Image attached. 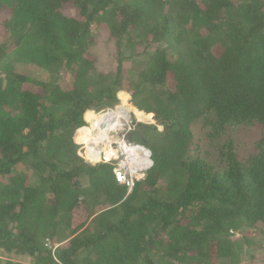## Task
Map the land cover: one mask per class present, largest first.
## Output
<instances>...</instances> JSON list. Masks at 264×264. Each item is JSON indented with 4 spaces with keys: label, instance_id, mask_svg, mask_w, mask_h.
Masks as SVG:
<instances>
[{
    "label": "trees",
    "instance_id": "1",
    "mask_svg": "<svg viewBox=\"0 0 264 264\" xmlns=\"http://www.w3.org/2000/svg\"><path fill=\"white\" fill-rule=\"evenodd\" d=\"M124 91L156 121L131 193L75 141ZM259 229L264 0H0V264H242Z\"/></svg>",
    "mask_w": 264,
    "mask_h": 264
},
{
    "label": "rangeland",
    "instance_id": "2",
    "mask_svg": "<svg viewBox=\"0 0 264 264\" xmlns=\"http://www.w3.org/2000/svg\"><path fill=\"white\" fill-rule=\"evenodd\" d=\"M4 14H5V12H3L1 16L3 17ZM6 14H7V12H6ZM93 29L96 30V32H97V29H96V26L95 25L93 26ZM103 33H101V32L98 33V36L100 37V39H102V35L104 37V34L105 33L104 34ZM1 39L2 40H6L5 37H2ZM112 51H113V45H111V44H105V43H102V42L99 44V47L96 48V54H97V57L100 60V66H101V68H105V67H107L109 65V58H110V55H111ZM37 68L38 67L35 66V65L30 66V70L32 72L33 71L37 72L38 71ZM38 75L40 77L48 78V76L45 75V74H38ZM2 76L4 77L5 74H2ZM121 93H128L130 95V98H129V96L127 94L120 95V93H119L118 94V97L120 99V104L117 106V108L121 109L122 111H124V109H126V111L128 110L129 112H132L128 116H126L124 113L121 112L125 116L124 118H126V120H129V122L131 123V125H134V123L138 122V119L141 120L143 118L145 119L146 122H141V121H139V122L144 123L146 125H155L156 124V121L154 119V115L153 114H152L153 117H152V119L150 121H147L146 120V116L142 117L140 114H135L133 107L135 109H137V108L134 106V104L132 102V92L124 91V92H121ZM123 98H124L125 104L123 102ZM127 103H128V105H126ZM99 114H101V113H99ZM86 116H87V113L85 114V119H86L87 125L84 126L83 128L86 129V130L87 129L90 130V132H88L86 134V136H89L91 138L90 139L91 142H94L93 138H96L97 137V135L95 134V131H96V133H99L101 131V124L103 123V120L104 119L103 118H97V122L95 121V123H94V119L93 120L87 119ZM127 117H128V119H127ZM121 122H124V124L122 126H127L126 124L129 123V122L126 123L123 119H122ZM83 128H81V130ZM123 129H125V127H121L116 132H112L110 134V137H107L106 139H104L107 142H110L111 143V145H112V147L114 149V152H115V154L113 156H111L109 160H105L106 159L107 151H105L106 149H104L103 144L99 145V147L97 146V147L94 148L93 146L90 147L88 145V142H89L88 141L86 145L80 146V143L77 140V135L80 132V129H79V131H77V133L75 135L76 144L78 143L77 145L79 146V149H78L79 150L78 151L79 155L85 161H87L91 165H96V164H99V163H112V164H114V166L115 165L117 166L120 163V161H122V160L125 159V156L124 155H120L119 154V153H121V151H123L121 149L123 148V145L124 144H122L121 147L119 148V143L120 144H121V142L123 143L124 142L123 139L125 138V140H126L125 142H127V144H128V141H127V133H128V130L126 132V130H123ZM160 129H162V127H160ZM109 130H112V129L109 128ZM85 146H87V147H85ZM132 147H134V146H132ZM91 151H94L95 153L98 152V153L102 154L101 155V161L96 162V161H93V160H89L88 157H87V154H88L87 152L90 153ZM145 166H146V161L144 163L143 169H144ZM143 169L141 170L142 172H138V174L134 173V174L131 175V173H129L132 177H134L135 182H137L138 180H141V179H144L145 178L146 173L149 171V169L146 170V171H143ZM84 183L86 184L85 181H84ZM79 214H80V218L79 219L78 218L75 219V224H79V223H81L85 219V216H83V214L81 212H79ZM263 230H262V232H264ZM260 231H261V229H259L258 230V233L255 234V238L254 239H257V243H258L257 246H260L261 252L256 254V258L253 261H251V262H249V261L248 262H244L242 264H254V261L255 260H257V261H255V264H260V263L261 264H264V234L262 232H260ZM239 237H240V235H239ZM49 245L51 246L53 244H49ZM58 246L59 245L55 244V245H53V248L54 247H58ZM21 261L27 262L28 260H26L24 258L23 259L21 258Z\"/></svg>",
    "mask_w": 264,
    "mask_h": 264
},
{
    "label": "bare ground",
    "instance_id": "3",
    "mask_svg": "<svg viewBox=\"0 0 264 264\" xmlns=\"http://www.w3.org/2000/svg\"><path fill=\"white\" fill-rule=\"evenodd\" d=\"M124 99V98H123ZM126 105H128V103L126 104ZM124 109V108H123ZM126 110V109H125ZM127 112L129 113V115H130V113H132V112H129L128 110H127ZM93 114V113H92ZM91 115V114H90ZM125 116L122 114V113H120L119 115H118V117L117 116H115L114 118H112V117H109L108 118V120L111 122V123H114V122H116V124H114V125H112V126H110V127H108V128H106V123L108 124V120L107 121H105V120H103V123L101 124V131L99 132V133H96L97 134V136L99 137V138H101V139H106L107 137H110V130H109V128H111V129H114L115 127L117 128V126H118V122H120V120L122 119V118H124ZM99 118H102V117H99ZM105 121V122H104ZM126 124V123H125ZM127 125V124H126ZM90 137H89V140L88 141H90ZM87 141V142H88ZM123 144V143H122ZM133 145H126V144H124V152L126 153V154H128V157H127V159L125 160V162H123V166L124 167H126V168H129V172L130 173H132V174H134V173H136V174H138V172H140L142 169H143V166H144V163H145V161H146V151H147V154H148V156H150V153H149V151L146 149V148H144L143 146H141V145H137V146H134V147H132ZM99 147V146H98ZM105 147V146H104ZM122 152V151H121ZM88 154H89V156L90 157H92V158H98V157H96V153L94 152V151H91L90 153L88 152ZM120 154V153H119ZM151 159V158H150ZM151 163H152V161H151ZM152 165V164H151ZM151 167V166H150ZM149 167V168H150ZM148 168V169H149Z\"/></svg>",
    "mask_w": 264,
    "mask_h": 264
},
{
    "label": "built area",
    "instance_id": "4",
    "mask_svg": "<svg viewBox=\"0 0 264 264\" xmlns=\"http://www.w3.org/2000/svg\"><path fill=\"white\" fill-rule=\"evenodd\" d=\"M120 113H121V109H119V108H116V109H109L108 111L99 114V117L105 118V121H106V120H108L109 117H112V118H114L115 116L118 117V115H119ZM122 119H123L126 123L129 122V120H126V118H122ZM122 119L120 120V122H118V126H117V128L115 127L114 129L110 130V134H111L112 132H116V131L119 130L121 127H125V129H123V130H126V132H127V130H128V132H129V131H131V130L133 129V125H131L130 122H129L130 124L127 123V126H122V125L124 124V122H121ZM108 121H109V120H108ZM139 121H141V122H146L144 118L141 119V120L138 119V122H139ZM114 124H116V122L111 123V122L109 121L108 124L106 123V128H108V127H110V126H112V125H114ZM95 134H96V131H95ZM123 141H124L123 144H126V145H127V142H125V141H126L125 138L123 139ZM121 145H122V142H121V144L119 143V148L121 147ZM128 145L137 146L136 144H133V143H130V142H128ZM121 150H123V151L120 153V155H124V156H125V159L122 160V161H120V163H119V164L117 165V167L114 169V172H115V174H116V178H117L118 183L121 184V185H125L126 187H128V193H131L132 190H133V188H134V186H135V184H136V182H135L134 177L131 176L132 173H131V175L129 174V173H130V172H129V168H126V167L123 166V162H125V160H126L127 157H128V154H126V153L124 152V145H123V148H122ZM150 156H151V153H150ZM151 166H152V165H151ZM147 170H148V169H147ZM144 171H146V170H144ZM140 172H142V171H140ZM136 179H137V178H136ZM56 248H57V247H54L53 249H56Z\"/></svg>",
    "mask_w": 264,
    "mask_h": 264
},
{
    "label": "crops",
    "instance_id": "5",
    "mask_svg": "<svg viewBox=\"0 0 264 264\" xmlns=\"http://www.w3.org/2000/svg\"><path fill=\"white\" fill-rule=\"evenodd\" d=\"M123 102H124V104H125V101H124V99H123ZM94 115V117H89L90 116V112L88 113V115L86 116L87 117V119H91V120H93L94 119V122L96 121L97 122V118H99V116L98 115H96L95 113H93ZM81 143H82V145H84V143L81 141V140H79ZM86 147V146H85ZM88 153V152H87Z\"/></svg>",
    "mask_w": 264,
    "mask_h": 264
},
{
    "label": "clouds",
    "instance_id": "6",
    "mask_svg": "<svg viewBox=\"0 0 264 264\" xmlns=\"http://www.w3.org/2000/svg\"><path fill=\"white\" fill-rule=\"evenodd\" d=\"M116 109V108H115ZM94 113V112H93ZM144 113V112H143ZM96 115H98L99 116V113H95ZM147 114V113H146ZM95 123V122H94ZM93 123V124H94ZM141 123V122H140ZM78 144V143H77ZM134 144V143H133ZM136 145H139V144H136ZM142 146V145H141ZM144 147V146H143ZM83 148V147H82ZM145 148V147H144ZM147 149V148H146ZM147 150H149V149H147ZM150 151V150H149ZM150 153H151V151H150ZM150 158H151V156H150ZM151 161H152V159H151ZM87 162V161H86ZM88 163V162H87ZM89 164V163H88ZM152 166H153V161H152ZM151 166V167H152ZM117 166L115 165V168H116ZM151 167L149 168V170L151 169ZM115 173V172H114ZM115 176H116V174H115ZM116 180H117V178H116ZM118 182V181H117Z\"/></svg>",
    "mask_w": 264,
    "mask_h": 264
},
{
    "label": "water",
    "instance_id": "7",
    "mask_svg": "<svg viewBox=\"0 0 264 264\" xmlns=\"http://www.w3.org/2000/svg\"><path fill=\"white\" fill-rule=\"evenodd\" d=\"M133 95V94H132ZM105 120V118H103ZM149 151V150H148ZM150 152V151H149Z\"/></svg>",
    "mask_w": 264,
    "mask_h": 264
}]
</instances>
